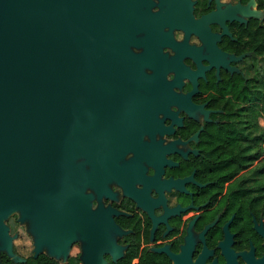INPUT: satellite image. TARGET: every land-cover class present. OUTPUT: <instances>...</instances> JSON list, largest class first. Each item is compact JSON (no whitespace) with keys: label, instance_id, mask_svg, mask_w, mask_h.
I'll list each match as a JSON object with an SVG mask.
<instances>
[{"label":"flooded vegetation","instance_id":"obj_1","mask_svg":"<svg viewBox=\"0 0 264 264\" xmlns=\"http://www.w3.org/2000/svg\"><path fill=\"white\" fill-rule=\"evenodd\" d=\"M59 4L119 68L98 71L90 132L35 150L39 165L0 157V264H264L253 164L223 165L212 133L264 66V0Z\"/></svg>","mask_w":264,"mask_h":264},{"label":"water","instance_id":"obj_2","mask_svg":"<svg viewBox=\"0 0 264 264\" xmlns=\"http://www.w3.org/2000/svg\"><path fill=\"white\" fill-rule=\"evenodd\" d=\"M59 1L0 0V157L13 149L15 165L23 164V150L30 165H39L35 150L70 132H90L93 105L101 101L93 87L98 71L119 68L102 43L87 42L100 31L76 27ZM54 195L53 188L46 195L48 215L57 212ZM55 221L46 216L51 238Z\"/></svg>","mask_w":264,"mask_h":264},{"label":"trees","instance_id":"obj_3","mask_svg":"<svg viewBox=\"0 0 264 264\" xmlns=\"http://www.w3.org/2000/svg\"><path fill=\"white\" fill-rule=\"evenodd\" d=\"M245 90L238 92V102L225 108L223 122L214 132V142L219 148L229 151L223 156L229 160L223 165L232 166L234 173L239 169L253 164L252 181L249 185L258 194V188L264 189V66L255 68L250 82L245 84Z\"/></svg>","mask_w":264,"mask_h":264},{"label":"rangeland","instance_id":"obj_4","mask_svg":"<svg viewBox=\"0 0 264 264\" xmlns=\"http://www.w3.org/2000/svg\"><path fill=\"white\" fill-rule=\"evenodd\" d=\"M260 123L264 125V119H261L260 120Z\"/></svg>","mask_w":264,"mask_h":264}]
</instances>
